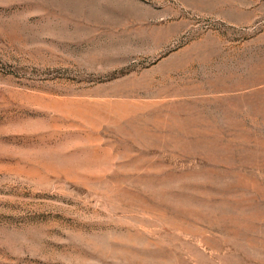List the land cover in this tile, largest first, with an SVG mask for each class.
Listing matches in <instances>:
<instances>
[{
	"label": "rangeland",
	"instance_id": "374dc122",
	"mask_svg": "<svg viewBox=\"0 0 264 264\" xmlns=\"http://www.w3.org/2000/svg\"><path fill=\"white\" fill-rule=\"evenodd\" d=\"M0 264H264V0H0Z\"/></svg>",
	"mask_w": 264,
	"mask_h": 264
}]
</instances>
